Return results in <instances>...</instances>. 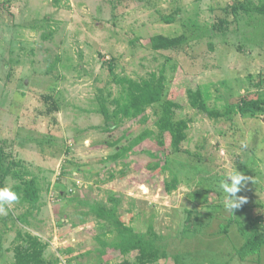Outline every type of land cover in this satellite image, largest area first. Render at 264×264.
Segmentation results:
<instances>
[{
	"label": "rangeland",
	"instance_id": "rangeland-1",
	"mask_svg": "<svg viewBox=\"0 0 264 264\" xmlns=\"http://www.w3.org/2000/svg\"><path fill=\"white\" fill-rule=\"evenodd\" d=\"M156 36L185 43L156 51ZM162 73L165 98L148 122L125 119L109 133L99 98L119 109L115 79ZM190 91L224 116L199 113ZM169 98L188 128L161 146ZM236 171L248 178L237 194L246 203L229 212L219 185ZM5 185L19 199L0 214V264H16L30 236L46 264H138L137 252L110 249L115 224L93 212L111 197L126 224L158 235L154 264H264V245L238 255L247 240L264 243V1L0 0Z\"/></svg>",
	"mask_w": 264,
	"mask_h": 264
},
{
	"label": "trees",
	"instance_id": "trees-1",
	"mask_svg": "<svg viewBox=\"0 0 264 264\" xmlns=\"http://www.w3.org/2000/svg\"><path fill=\"white\" fill-rule=\"evenodd\" d=\"M165 21L170 22L171 19L168 18ZM184 43L185 39L183 37L169 38L156 36L151 39V46L156 51L178 49ZM115 81L123 90V102H120V105H118L119 109L112 114L108 100L104 94L99 98L100 111L105 118L106 129L109 133H112L114 130L116 131L125 119L148 122V110L154 105L161 103L165 98L163 73L159 77L153 75L151 79L141 82H136L129 78L115 79ZM189 98L192 107L199 113L215 119L223 115L220 111H211L207 108L200 91H190ZM181 109L182 106L170 98L162 103L161 115L157 125L160 134L156 138L161 146L165 145L163 137L166 134L173 135L174 141L177 142V137L181 138L184 130L188 128L186 122L176 121V116ZM151 135L153 133H148L139 140H143ZM157 165L158 167L160 166V164ZM178 183L177 177H174L170 183H166V193L171 194L177 190ZM110 200L113 204L112 207H107L101 203L93 206V212L98 217L113 221L115 224L118 240L115 241L110 249L123 255L137 252L136 259L138 264H154L158 262L160 259L159 248L157 247L158 235L152 229H147L146 232L139 231L135 226L126 224L122 220L121 215H119L120 200L117 197H111ZM26 242V245L17 249L16 264H46L43 258L44 245L37 238L31 236ZM263 245L264 243L260 239L247 240L238 250V255L242 261H245L251 255L259 254Z\"/></svg>",
	"mask_w": 264,
	"mask_h": 264
},
{
	"label": "clouds",
	"instance_id": "clouds-1",
	"mask_svg": "<svg viewBox=\"0 0 264 264\" xmlns=\"http://www.w3.org/2000/svg\"><path fill=\"white\" fill-rule=\"evenodd\" d=\"M247 177L236 171L227 175L220 181V188L226 194L224 199L225 210L233 212L234 209L240 208L246 203V198L237 196L242 187L247 182ZM230 181V182H229ZM19 199L18 194L12 190L11 186L5 185L0 187V214H6V206H11Z\"/></svg>",
	"mask_w": 264,
	"mask_h": 264
}]
</instances>
